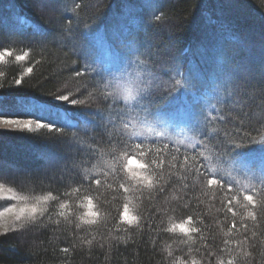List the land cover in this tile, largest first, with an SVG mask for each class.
<instances>
[{
	"label": "trees",
	"instance_id": "trees-1",
	"mask_svg": "<svg viewBox=\"0 0 264 264\" xmlns=\"http://www.w3.org/2000/svg\"><path fill=\"white\" fill-rule=\"evenodd\" d=\"M42 5L0 0V120L19 122L0 133L1 170L36 208L0 226V264H264V0ZM213 49L231 75L220 103ZM136 56L161 87L134 105L104 95L109 65Z\"/></svg>",
	"mask_w": 264,
	"mask_h": 264
},
{
	"label": "clouds",
	"instance_id": "clouds-1",
	"mask_svg": "<svg viewBox=\"0 0 264 264\" xmlns=\"http://www.w3.org/2000/svg\"><path fill=\"white\" fill-rule=\"evenodd\" d=\"M160 87L161 84L158 82L155 73L149 69V62L136 56L127 68L111 74L109 79L102 85V92L115 101L122 102L125 105H134L144 95ZM163 87L164 90H167L171 85L164 84ZM80 102L83 103V101ZM87 209L86 213H81V219L84 223L90 224L92 221L88 220L87 217L97 215L96 212L92 211L91 199L87 201ZM124 218L127 219L128 217L125 216ZM77 227H80V225L78 224ZM181 231H185V229L181 227Z\"/></svg>",
	"mask_w": 264,
	"mask_h": 264
},
{
	"label": "snow or ice",
	"instance_id": "snow-or-ice-1",
	"mask_svg": "<svg viewBox=\"0 0 264 264\" xmlns=\"http://www.w3.org/2000/svg\"><path fill=\"white\" fill-rule=\"evenodd\" d=\"M42 2L43 0H36V6L39 8L42 6ZM191 51V50H189ZM209 53V50L208 49H204L201 54L202 55H206ZM211 55H212V58H213V61H214V64H215V72H214V76L212 79L208 80V81H205V85L207 87L210 88V97L211 99L213 100H216L217 103H220L222 101H224L226 99V93L228 91V85H229V81L231 80V75L228 73L227 71V67H226V60L224 59V57L219 53L218 50L216 49H213L211 51ZM17 59H23V57H17ZM119 67H120V60L115 63L114 65H109V70L110 71H118L119 70ZM29 72L32 71L31 68L28 69ZM198 79V77L192 75V74H188L187 76H185V82L184 84H182V82L180 80H176V84L177 85H181L184 89L185 92H190L193 87H195V82L196 80ZM59 99H65L67 100L68 97L66 95L64 96H59L58 97ZM6 123H18V121H12V120H6L5 121ZM30 126V122L25 124L24 127H29ZM43 126V125H42ZM137 148L140 147L139 144L136 145ZM131 163L135 164V161H131ZM151 163H157L156 161H151ZM137 167L141 168V169H144L147 167V165H144V164H140V165H137ZM132 177L133 179H136V180H139V181H144L147 179V177L145 176H142V175H139L136 171H132ZM97 184L100 183V181H96ZM207 183L209 185H212V184H216V185H220V180L217 179V178H212V179H209L207 181ZM125 191H127V189H125ZM19 199L23 200L24 197H19ZM45 199H47L45 197ZM244 199H246L247 201H249V203H252L253 202V197L251 195H248V196H245ZM232 201L231 199L228 200V204H231ZM8 211H15L14 209H9ZM36 211V208L35 207H23L21 209H19L16 213V217H17V220H19L21 218V216L25 213V212H35ZM127 205L124 206V216H127ZM228 211L229 212H232V208L229 207L228 208ZM233 215H235V213L233 212ZM251 215V213H250ZM233 227H235V225H233Z\"/></svg>",
	"mask_w": 264,
	"mask_h": 264
},
{
	"label": "rangeland",
	"instance_id": "rangeland-1",
	"mask_svg": "<svg viewBox=\"0 0 264 264\" xmlns=\"http://www.w3.org/2000/svg\"><path fill=\"white\" fill-rule=\"evenodd\" d=\"M43 7V5L41 6ZM105 39V38H102ZM102 42V41H101ZM106 41L104 40L103 44H105ZM104 58H106L107 60H109V56L106 55ZM178 111V109L176 110V112ZM183 111V116L186 114L185 110ZM182 118V117H181ZM180 118V119H181ZM6 121V120H5ZM4 120H0V133L1 132H5V131H12L15 130L16 127L19 125L18 123H6ZM175 122L178 124L179 127L183 128V122L182 120H178L177 117L172 119V123ZM173 123V124H175ZM175 124V125H177ZM21 125V123H20ZM259 152H257V158L256 161L258 162L259 167L264 171V147H262L260 150H258ZM1 168H3L2 164L0 163V226L3 224H6L7 221L9 222V218L12 217V214L15 215L14 211H8L9 209H14L17 210L19 209V205L21 203L19 197H18V193H15V191L13 192L10 188H6L4 186V180L5 179V173L1 170ZM139 175H141V172L139 173V171H136ZM129 178H132V173H130L128 175ZM134 183H140V184H144V181H139L136 179H133ZM145 185V184H144ZM6 196L7 201L4 199ZM8 202V203H7ZM32 213V212H31ZM23 216V215H22ZM9 219V220H8ZM15 221V220H14ZM0 231H1V227H0Z\"/></svg>",
	"mask_w": 264,
	"mask_h": 264
}]
</instances>
